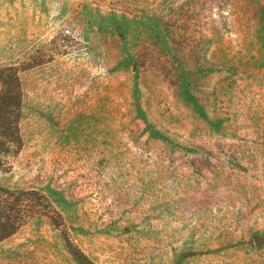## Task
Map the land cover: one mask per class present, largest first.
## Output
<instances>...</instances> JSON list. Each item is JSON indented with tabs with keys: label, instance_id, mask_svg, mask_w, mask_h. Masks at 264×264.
Here are the masks:
<instances>
[{
	"label": "rangeland",
	"instance_id": "374dc122",
	"mask_svg": "<svg viewBox=\"0 0 264 264\" xmlns=\"http://www.w3.org/2000/svg\"><path fill=\"white\" fill-rule=\"evenodd\" d=\"M42 192L0 264H264V0H0Z\"/></svg>",
	"mask_w": 264,
	"mask_h": 264
},
{
	"label": "trees",
	"instance_id": "16d2710c",
	"mask_svg": "<svg viewBox=\"0 0 264 264\" xmlns=\"http://www.w3.org/2000/svg\"><path fill=\"white\" fill-rule=\"evenodd\" d=\"M44 60L31 57L22 64H0V166L11 167L9 159L19 155L23 147L20 119L23 106L21 72L33 68ZM38 216L64 225L62 214L50 200L36 189H16L0 184V242L17 233ZM80 260L95 264L83 252Z\"/></svg>",
	"mask_w": 264,
	"mask_h": 264
}]
</instances>
